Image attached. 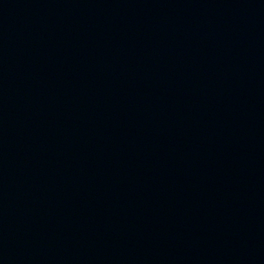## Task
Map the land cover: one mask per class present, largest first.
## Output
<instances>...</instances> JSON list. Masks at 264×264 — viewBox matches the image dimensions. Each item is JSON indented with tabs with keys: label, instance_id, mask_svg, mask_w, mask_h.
Listing matches in <instances>:
<instances>
[{
	"label": "water",
	"instance_id": "obj_1",
	"mask_svg": "<svg viewBox=\"0 0 264 264\" xmlns=\"http://www.w3.org/2000/svg\"><path fill=\"white\" fill-rule=\"evenodd\" d=\"M0 264H264V0H0Z\"/></svg>",
	"mask_w": 264,
	"mask_h": 264
}]
</instances>
